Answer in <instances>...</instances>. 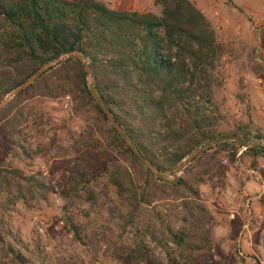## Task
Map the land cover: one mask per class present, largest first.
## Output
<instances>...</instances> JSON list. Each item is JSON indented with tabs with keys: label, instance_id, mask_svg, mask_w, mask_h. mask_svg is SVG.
I'll return each instance as SVG.
<instances>
[{
	"label": "trees",
	"instance_id": "16d2710c",
	"mask_svg": "<svg viewBox=\"0 0 264 264\" xmlns=\"http://www.w3.org/2000/svg\"><path fill=\"white\" fill-rule=\"evenodd\" d=\"M151 3L159 7L158 14L112 8L105 0H0V99L41 65L75 50L125 135L162 175L171 172L199 145L227 134L220 129L222 116L212 95L225 75L223 49L191 0ZM39 96L67 97L75 114L107 124L93 130L85 123L88 131L79 137L85 150L77 154L74 169L96 168L97 177L113 186L109 211L118 216V236L129 233L135 245V264L159 263L149 242L165 248L169 241L182 240L185 252L211 255L212 216L199 202L200 187L210 193L225 188L228 165L221 163L217 150L226 142L240 145L225 140L208 146L181 168L175 181L159 179L107 123L88 92L84 66L73 55L38 74L0 108V231L9 235L4 217L17 202L36 204L49 192L42 178L4 162L1 149L31 156L18 138H24L25 113L33 107L25 102ZM243 150L264 152V146ZM259 176L263 188L257 201L264 213V168ZM180 220L187 221L189 230ZM201 223L207 225L203 230ZM0 242L2 258L9 255L10 264H26L8 238L0 235ZM2 258L0 264H6ZM168 262L172 264L170 258Z\"/></svg>",
	"mask_w": 264,
	"mask_h": 264
},
{
	"label": "rangeland",
	"instance_id": "374dc122",
	"mask_svg": "<svg viewBox=\"0 0 264 264\" xmlns=\"http://www.w3.org/2000/svg\"><path fill=\"white\" fill-rule=\"evenodd\" d=\"M105 1L113 8L159 13L151 0ZM191 2L204 14L223 49L225 75L212 94L222 116L220 129L226 135L235 131L245 138L264 137V0ZM31 102L21 128L24 138H18L29 146L31 156L1 147L2 156L4 162L42 178L49 192L36 204L17 202L4 217L9 235L2 231L0 235L8 238L26 264H135V245L129 233L118 236L114 227L118 216L109 211L115 201L113 186L97 177L96 168L74 169L77 154L85 150L79 140L88 131L85 123L93 130L107 124L75 114L67 97L39 96L25 103ZM243 149L229 142L219 146L217 156L228 165L225 188L210 193L200 187L199 202L212 216L211 255L185 252L182 240L169 241L165 248L149 242L158 264H171L169 258L172 264H264V213L257 201L263 188L259 169L264 168V152ZM171 172L163 175L171 178ZM180 221L189 230L187 221ZM201 225L200 230L207 226ZM148 241L146 237L143 242ZM143 259L149 260V255Z\"/></svg>",
	"mask_w": 264,
	"mask_h": 264
},
{
	"label": "water",
	"instance_id": "95a60500",
	"mask_svg": "<svg viewBox=\"0 0 264 264\" xmlns=\"http://www.w3.org/2000/svg\"><path fill=\"white\" fill-rule=\"evenodd\" d=\"M73 55L81 64H83L85 72H86V86L88 89V92L92 99L100 106L102 109V112L104 113L105 119L107 123L119 134V136L123 139L125 145L130 148V150L133 152V154L140 160V162L146 167L148 171H150L154 176L158 177L161 180H169V181H175L178 177V172L181 170L183 166H185L187 163H189L194 157L199 155L202 150L208 146L214 145L218 142L225 141V140H233L237 142L240 146H243L244 148L249 146H264V137H242L238 134H228L224 136H219L216 138H213L211 140H207L201 145L197 147L195 151L187 155L185 158H183L172 170L171 172V178L166 179L158 169H156L146 157H144L138 150V148L132 143V141L129 139L127 135H125L124 130L120 127V125L117 123V121L113 118L112 114L110 113L109 109L104 105V103L101 101L100 97L96 94L95 90L93 89L92 83H91V72L88 65L84 62L81 55L73 50L68 51L60 54L55 59L46 62L45 64L41 65L37 70H35L33 73H31L25 80H23L21 83H19L16 87L9 90L4 96L0 99V108L19 90L26 87L29 83H31L38 74L45 71L47 68L52 67L56 65L59 62L64 61L67 57H70Z\"/></svg>",
	"mask_w": 264,
	"mask_h": 264
},
{
	"label": "crops",
	"instance_id": "0c3cea01",
	"mask_svg": "<svg viewBox=\"0 0 264 264\" xmlns=\"http://www.w3.org/2000/svg\"><path fill=\"white\" fill-rule=\"evenodd\" d=\"M147 1L149 2L150 0H147ZM108 6H109V7H112L110 4H108ZM133 7H134V5H132V8H133ZM112 8H113V7H112Z\"/></svg>",
	"mask_w": 264,
	"mask_h": 264
}]
</instances>
